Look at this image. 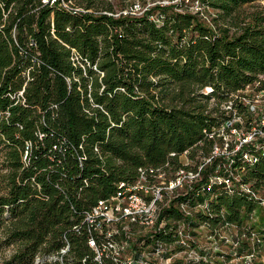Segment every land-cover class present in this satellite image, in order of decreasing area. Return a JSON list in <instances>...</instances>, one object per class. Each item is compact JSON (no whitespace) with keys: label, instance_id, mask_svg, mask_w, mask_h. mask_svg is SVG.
<instances>
[{"label":"trees","instance_id":"obj_1","mask_svg":"<svg viewBox=\"0 0 264 264\" xmlns=\"http://www.w3.org/2000/svg\"><path fill=\"white\" fill-rule=\"evenodd\" d=\"M191 1L201 10L182 0L116 15L105 0H0V251L13 246L1 264H117L96 259L85 212L141 167L174 174L186 151L209 155L205 130L227 119L219 104L264 72V5ZM247 175L262 184L264 158ZM193 192L163 215L179 220ZM201 201L193 218L212 231L257 208L220 185ZM166 226L155 238L176 242Z\"/></svg>","mask_w":264,"mask_h":264},{"label":"built area","instance_id":"obj_2","mask_svg":"<svg viewBox=\"0 0 264 264\" xmlns=\"http://www.w3.org/2000/svg\"><path fill=\"white\" fill-rule=\"evenodd\" d=\"M261 2L264 4V0ZM130 12L136 13L123 11L124 14ZM211 90L207 88L205 92L209 93ZM212 100L216 104V99ZM219 108L225 111L227 119L210 131L205 130L208 139L212 140V147L209 155L202 161L194 166L185 163L189 167L180 168L174 175H170L163 167H141L134 183L121 182L116 194L100 199L85 212L84 223L89 233V245L95 250L97 260L101 261L105 253L112 254L117 264H146L138 256L141 253L139 249L159 254L160 247L182 244L184 227L180 222L205 210L207 200L201 201L205 189L217 185L223 186L227 192L238 189L251 198L257 207L264 204V198L259 193L264 182L258 186L256 179L247 175L248 169L264 158V72L259 73L253 82L231 93L227 100L219 104ZM203 143L200 142L201 145ZM32 146V142L26 143L23 156L25 162L29 160ZM187 154L188 151L185 152ZM208 167L212 169L204 182L203 176ZM187 182L190 183L189 190H194L193 199L176 204L181 217L179 220L167 219L163 213L170 208L173 199L189 192L180 193ZM166 224H172L178 235V240L174 243L155 238L159 231L167 229ZM243 227L241 228L247 230V233H251L250 229ZM135 234L138 236L135 245L138 253L123 260L120 251L131 244L130 237ZM145 238H151V242L146 244ZM68 250L69 246H66L61 249V253L65 254ZM253 256L254 252L246 254L247 258ZM167 261L168 259L161 263L166 264Z\"/></svg>","mask_w":264,"mask_h":264},{"label":"rangeland","instance_id":"obj_3","mask_svg":"<svg viewBox=\"0 0 264 264\" xmlns=\"http://www.w3.org/2000/svg\"><path fill=\"white\" fill-rule=\"evenodd\" d=\"M105 1L111 2L117 10V14H119L122 4H124V6L126 5L124 8L125 10L142 13L156 5H170L179 3L182 0H123V3L122 0ZM186 2L190 4V11L197 12L201 10L198 8L196 1L186 0ZM68 3L71 2L69 1ZM131 3L133 4L130 5ZM255 4L259 5L263 3L259 1ZM244 8L246 11H251L253 9L251 5H246ZM212 16H215L213 11H209V13L204 12L203 18L209 22ZM211 104H214L213 100ZM205 156L206 155L199 152L196 159H191L185 154L180 156V159L194 166L202 161ZM174 174L170 173V175ZM204 177H206L207 180L208 174H204L203 176V181H206ZM188 184L190 183L187 182L185 184L187 186L180 190L181 194L185 193V191H189L190 185L188 186ZM259 193L260 196L264 198V187L260 188ZM248 218L243 228L250 229L251 233H247V230L239 228L234 224L221 226L215 231H212L205 225H197L198 223H196L193 217L188 216L180 222L184 227L182 244L177 243L160 247L159 254L139 249L141 253H139L138 256L141 260L145 261L146 264L147 260L149 264H162L161 261L166 259H168L166 264H264V238L261 236L262 230L264 229V204L259 205ZM137 237L136 234L131 236V244L123 251H120L123 260L129 255H133V253H138L135 247ZM12 251L13 246L0 251V264L3 257ZM250 252H254V256L247 258L246 254Z\"/></svg>","mask_w":264,"mask_h":264}]
</instances>
